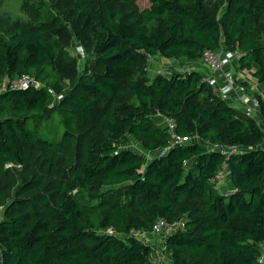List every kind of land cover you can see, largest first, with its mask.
<instances>
[{
    "label": "trees",
    "instance_id": "1",
    "mask_svg": "<svg viewBox=\"0 0 264 264\" xmlns=\"http://www.w3.org/2000/svg\"><path fill=\"white\" fill-rule=\"evenodd\" d=\"M149 3L66 0L63 19L30 24L0 16V188L17 165L32 169L0 215V264H150L153 245L133 231L182 217L184 229L166 239L174 264H264L256 259L264 149L254 147L263 130L256 116L215 96L195 67L205 49L237 48V69L264 82V0ZM68 36L93 57L91 67L79 71L67 58ZM158 53L185 69L150 76L147 55ZM24 74L40 85L9 86ZM67 75L75 81L56 98ZM255 95L264 119V99ZM54 111L64 130L48 140L42 123ZM161 116L192 140L147 161L119 146L131 136L148 151L167 147ZM202 140L250 149L226 158ZM224 162L234 187L228 196L213 180ZM121 193L127 199L119 202Z\"/></svg>",
    "mask_w": 264,
    "mask_h": 264
},
{
    "label": "built area",
    "instance_id": "2",
    "mask_svg": "<svg viewBox=\"0 0 264 264\" xmlns=\"http://www.w3.org/2000/svg\"><path fill=\"white\" fill-rule=\"evenodd\" d=\"M79 50L81 53H84L81 46H79ZM155 55H147L145 70L148 73L152 72L153 75H169L174 70H181L180 67L166 64L163 61V58ZM240 55L241 51L237 48L225 49L224 47H220L218 49H205L201 55V62L208 69V72L204 73L202 80L210 86L215 96L235 107L241 108L249 115L257 116L260 112V103L257 96L248 92L243 86H241L236 75V62ZM30 85L39 86L40 83L28 74H24L17 79L11 80L9 84L12 88H24ZM5 89V87H0V91ZM162 123L166 127L167 132L170 134L169 144L167 147L162 148V153H164L171 146L186 144L192 140V137L190 136L178 134L174 130V122L170 118L162 117ZM195 139L199 140L197 137H195ZM200 142L209 150H216L226 158L231 153L238 152L242 148H244L243 150L250 149L249 147H242L236 144H213L203 140ZM254 147L264 149V132L261 142L255 144ZM213 180L214 187L217 188L224 196H228L234 189V187L224 188L221 186L222 182H229V170L226 162L220 166ZM184 226V217L173 221L159 218L154 223L152 229L134 230L133 233L139 238L149 241L153 245V251L150 256V264H174L171 260L170 251L166 246V239L173 232L184 229ZM256 259L259 263H264V242H261L259 245V252Z\"/></svg>",
    "mask_w": 264,
    "mask_h": 264
},
{
    "label": "rangeland",
    "instance_id": "3",
    "mask_svg": "<svg viewBox=\"0 0 264 264\" xmlns=\"http://www.w3.org/2000/svg\"><path fill=\"white\" fill-rule=\"evenodd\" d=\"M65 1L66 0H58V5H56L51 0H32L33 3L35 4L39 3L40 5L43 6L40 10H38L37 8L26 9L27 6L24 3L25 0H0V16H9L11 19H16L18 21L19 20L26 21L29 24L34 21L46 22V20L54 19L53 16H60V20H61L64 17L62 16V10L59 9V5L63 4V2ZM135 3L138 5L139 8L147 7L150 4L149 0H135ZM47 32H51V31H47ZM68 37H69L68 46L66 48L67 53L65 54L67 58L70 60L74 58L77 59L76 67L78 68L79 71L83 69L84 65L85 66L88 65L89 67H91V63L93 62V57L87 52L81 53L79 50L80 45L77 44L76 41L71 36ZM155 56H160L161 58H163V61L166 64H170L172 66L174 65L176 67H181L182 69H185L186 62L181 63L177 59H171L159 53ZM59 64L61 66H64V61L60 60ZM195 67H197L200 71L204 73L208 72V69L201 61H198ZM64 73H68V72L64 70ZM149 75L154 76L152 72H149ZM75 78L76 77L73 75H67L66 78L62 79L60 84V90L54 93L56 95V98H59V96L70 91V88L73 85ZM63 130L64 127L59 119V115L57 111H54L51 117L49 119L44 120L42 123V134L48 140H53L60 137ZM119 146L130 148L133 151L141 154L145 161H147V159H149L152 155L161 154L163 152L162 149L156 151L145 150L142 148L141 144L131 136H129L125 141L120 142ZM31 171L32 169L29 167L17 165V169L13 173H10L11 174L10 181H7L6 183H4V181H1V185L2 184L4 185H2V187L0 188V196L2 198V202L0 203V215H2L4 204L5 202H7L8 198L12 195L14 187L18 183V180L20 181L22 178L28 177L31 174ZM110 188H103V190L101 191L105 192L107 191V189ZM102 192H100L99 194H102ZM75 194H80L79 197L82 200H87V199L89 200V193L87 190L76 191ZM119 198H120L119 202H122L127 199L124 193H121Z\"/></svg>",
    "mask_w": 264,
    "mask_h": 264
},
{
    "label": "crops",
    "instance_id": "4",
    "mask_svg": "<svg viewBox=\"0 0 264 264\" xmlns=\"http://www.w3.org/2000/svg\"><path fill=\"white\" fill-rule=\"evenodd\" d=\"M188 69L192 68V64H187ZM180 69H182L180 67ZM236 75L239 81H247L249 84V87L247 88V91L253 94H260L262 98L264 99V82H258L252 73V70H238L236 69ZM258 123V126L263 130L264 132V119L262 116L259 114L258 116L255 117ZM222 187H228L229 188V182H222L221 184Z\"/></svg>",
    "mask_w": 264,
    "mask_h": 264
}]
</instances>
